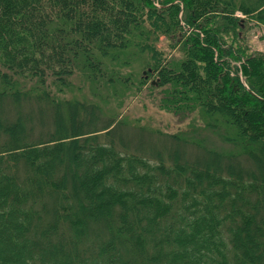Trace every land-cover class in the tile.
Segmentation results:
<instances>
[{"label": "trees", "instance_id": "obj_1", "mask_svg": "<svg viewBox=\"0 0 264 264\" xmlns=\"http://www.w3.org/2000/svg\"><path fill=\"white\" fill-rule=\"evenodd\" d=\"M176 1L194 29L182 70L142 48L159 64V87L174 84L161 105L200 104L203 117L234 129L219 138L231 149L165 153L95 104L71 106L66 122L53 99L54 129L42 120L39 131L24 113L0 114V264H264V54L224 39L241 26L230 12L238 0H163L165 14L153 0H0V95L21 100L25 78L69 85L79 46L108 55L148 24L182 31ZM241 9L264 24V0ZM66 29L73 49L59 44ZM86 68L93 81L114 82L92 56ZM189 83L197 100L178 94Z\"/></svg>", "mask_w": 264, "mask_h": 264}, {"label": "rangeland", "instance_id": "obj_2", "mask_svg": "<svg viewBox=\"0 0 264 264\" xmlns=\"http://www.w3.org/2000/svg\"><path fill=\"white\" fill-rule=\"evenodd\" d=\"M248 1L238 0V4H240L238 9H230L233 19L241 26L236 28V34H225L224 39L228 45L248 48L246 54H264V24L258 22L256 16H248L241 9L243 5L248 4ZM162 2L163 0H153L158 12L165 14L162 11L168 6L163 5ZM176 3H179L183 8L179 14L182 31L175 32V30L163 34L156 32L155 28L148 24L144 32L141 29L133 30L121 48L118 50H116L117 48L109 49L108 55L101 53L102 51L95 44L90 46L86 44L84 48L79 46L78 52L76 55L73 53L71 59L73 70L68 81L69 85L59 87L55 84V78L50 75L47 85L44 86L38 84L37 80L21 79L18 87L23 97L21 100L13 99L9 96L10 94H6L4 97L0 95L1 116L4 119H12L20 113H24L28 119L26 122L28 128L31 127L33 131H39L44 122L45 125L52 126L54 129L50 106L53 99L58 104L60 102L59 109L63 113V121L66 122L72 120L71 106L95 104L101 107L103 118L115 119L117 123L125 122L131 129L142 130L141 135L148 145L151 140L154 143V148H162L165 153L177 150V146L183 147L188 154L193 156L203 155L207 149L223 151L227 148L226 150H230L229 145L219 138L224 132L228 137V134H231L234 129L225 123L227 130L225 131L223 127H220L221 120L215 122L212 116L203 117L206 115H204V108L200 104L196 103L192 108H188L184 103L186 102L185 98L181 108L178 107L175 111L161 105L162 99L165 97L164 92L169 94L168 100L171 99L174 84L159 87V69L157 70L159 64H155L151 51L142 50V48L145 45H152L161 54L162 65L175 71L182 70L181 62L186 59L183 52V41L194 29L184 22V16L191 12L190 8L181 1H176ZM143 9L145 10L142 14H148L149 10ZM228 21L223 20L222 25L219 26L229 28L231 25L228 24ZM61 37L58 39L59 44H63L65 50L68 47L73 49L72 44L76 36L70 35L66 29ZM91 56L95 63L102 68V71H106L105 76L114 79L112 84L107 81L98 83L88 76L91 73L86 67ZM237 64L240 66L241 62H237ZM176 79L179 88H184L185 83L182 84V78L176 76ZM186 84L188 85L187 81ZM192 84L195 87V83ZM192 84L189 83L188 89H183L184 91L181 90V93L178 94L183 96L187 93L189 95L187 99L194 97L196 92ZM198 86L200 87V85ZM202 87L205 86L202 85ZM45 92L48 93V97L44 95ZM194 100H197L196 96ZM163 102L165 101L163 100ZM80 110H82V106H80ZM79 115V121H82L83 114ZM47 126L42 129V133L48 128ZM33 134L38 135L36 132ZM195 146L199 148L195 149Z\"/></svg>", "mask_w": 264, "mask_h": 264}]
</instances>
